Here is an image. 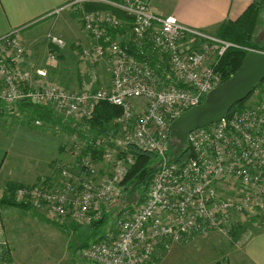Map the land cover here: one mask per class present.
<instances>
[{
    "label": "built area",
    "instance_id": "2783aa9c",
    "mask_svg": "<svg viewBox=\"0 0 264 264\" xmlns=\"http://www.w3.org/2000/svg\"><path fill=\"white\" fill-rule=\"evenodd\" d=\"M88 3L103 7L82 9V28L92 44L75 42V54L90 65L106 63L111 71L108 87L70 90L49 82L42 68H24L21 60L26 48L19 28H13L0 36V115H10L21 101L48 106L62 118L78 122L89 118L101 101L122 112L102 133L90 134L85 129L79 141L85 147L78 158L79 169L77 173L61 169L56 177L59 187H51L41 177L36 184L11 190L0 180V200L29 203L53 219L70 218L76 225H91L118 197L122 180L134 163L129 149L134 146L157 155L155 172L143 202L120 208L115 231L82 248L90 264H156L157 250L171 243H187L214 231L225 233L238 225L262 227V95L253 105L193 129L183 146L189 153L181 163L169 152L172 120L201 103L223 82L217 70L219 59L227 48L239 46L174 16L156 15L147 0H71L49 15ZM47 40L58 50L67 46L52 33ZM34 124L41 125V121ZM72 136L76 150L80 138L76 132ZM97 152L110 168L103 176H99ZM1 259L0 264H6Z\"/></svg>",
    "mask_w": 264,
    "mask_h": 264
},
{
    "label": "rangeland",
    "instance_id": "374dc122",
    "mask_svg": "<svg viewBox=\"0 0 264 264\" xmlns=\"http://www.w3.org/2000/svg\"><path fill=\"white\" fill-rule=\"evenodd\" d=\"M64 13L70 14V16L77 20L81 18L77 8L74 10H64L59 15L54 16L59 17L61 14L64 15ZM53 22L54 19L47 20L46 24H44L45 28L50 27ZM39 31L43 30L40 29ZM49 32L51 31L43 33V40L45 39V41L41 44L42 49L46 51H33L35 58H39L38 60L42 59L43 62L49 59L50 53L55 52L50 51L52 46H47L49 44L47 41V34ZM18 34L21 37V28H19ZM76 61L77 64H72L78 69L81 68L89 72L90 75L82 76V86H84L82 89H78L75 87L76 85L67 88L93 90L102 87L100 84L108 87L107 83L111 77V71L106 63L98 61L90 65L77 55ZM259 94L262 95L261 98L264 97V82L260 88H257L254 94H251L247 98L245 105H253L257 100L256 98L260 100ZM10 115L9 118L0 117L1 138L5 133H8V135L12 133L8 138H2L7 141L10 139L11 141L8 145H11L13 148L11 149L12 151H8L6 156V172L12 171V175L14 172H21V170L25 169V167H21V163L24 162L25 165H29V171L34 167L32 174L39 173L43 170L42 165L44 160L46 158L49 159L48 157H53L54 159L51 161L53 163H50V175H53V178L50 179L59 176L63 168L77 173L80 166L78 161L80 151L85 149L84 144L79 141H83L84 137L78 136L80 139H78L77 144L80 149L75 150L76 147L72 143L76 141V138L71 136V128L66 127V130L63 126L66 123L57 119L54 115L49 116L48 121L33 114L30 110L22 109L20 111L18 107ZM35 120L41 121V125H34ZM64 120L75 124L78 122L70 118H65ZM21 125H23L24 130H22ZM26 129H29L30 132H25ZM82 130L84 131L85 129L81 128L80 131ZM43 131H47L53 137L63 139L64 147L61 151L56 150V142L44 136ZM79 134L83 133L80 132ZM1 140L0 146H3ZM22 147L24 151L27 150L24 156ZM1 154L0 152V157L2 156ZM96 164L99 169V176H103L109 172V165L103 163L100 158L97 159ZM1 174L4 176L3 172ZM41 177L46 178L47 176L40 175L39 178ZM141 187L130 185L127 193L122 191V187H120L118 197L108 206L106 222L99 228L92 225H76L70 218L53 219L43 211L35 212L36 210L29 203H25L29 207H9L2 213V218L6 224L8 241L2 244L4 246L1 260L5 261L6 264H89L87 259L82 255V248L87 243L96 239L98 234H105L113 230L116 212L119 208L127 204H140L138 202L141 194L143 195L145 192L142 191ZM238 227V230L235 231L230 230L225 231V233L211 232L187 243H171L167 248L161 247L156 253V264H226L230 251H240L239 243L242 242V238L259 229L255 226L252 229L246 228L243 225H238ZM234 257L230 255L229 262Z\"/></svg>",
    "mask_w": 264,
    "mask_h": 264
},
{
    "label": "crops",
    "instance_id": "0c3cea01",
    "mask_svg": "<svg viewBox=\"0 0 264 264\" xmlns=\"http://www.w3.org/2000/svg\"><path fill=\"white\" fill-rule=\"evenodd\" d=\"M69 1L71 0H0V36L6 34L13 28H21V37L26 48V53L21 60V66L30 70H35L36 68L44 69L47 72V80L49 82L56 83L66 89H70L67 87H71L72 85H76L75 87L82 89L84 87L82 86V76H87L89 72L82 70L80 67V69H78L73 65L77 64L74 44L75 42H80V44L84 46H89L92 44V40L83 31L81 19H74L70 14L66 13H64V15L61 14L59 17L49 15L53 9ZM147 1L151 10L156 15L174 16L183 24L216 36L223 26L227 25V23H236L237 19H239L245 10H247L253 2L259 0ZM76 8L81 15L82 9L87 10V4L83 7L76 4L75 7L68 10H74ZM56 17L57 19H55ZM121 18L128 23L131 22V20L124 15ZM49 19H54V22L50 27L45 28L44 24H46ZM40 29L43 31H39ZM48 31L62 37L67 42V46L63 50H57L49 43L47 46H52V49L49 50L55 52L50 53L48 56L49 59L43 62L42 59L38 60L39 58H35L33 51H46L45 49H42L41 44L45 41V39L43 40V33H47ZM119 33L124 36L123 39L126 38V33L123 31ZM121 34L118 35L119 39L122 36ZM253 41L258 47H260V51H264V7L260 8L258 14V23L253 32ZM51 55H54L53 58ZM107 84L109 85V82ZM100 86L105 88L101 84ZM70 90L77 89L71 88ZM9 116L11 115H0V117L6 118H9ZM21 126L22 130H24L23 125ZM25 132L29 133L30 131L29 129H26ZM43 132L44 136H47L49 139L56 142V144L54 142L56 150L61 151L64 147V143L62 142L63 139L60 137H53L47 131ZM11 135L12 133L9 135L8 133H5L4 136L2 135V138H8ZM2 138L0 136V140ZM10 141V139L8 141L2 139L1 142L3 146H0V152L2 153V156L0 157V180L3 184L8 186L23 184L33 185L39 181L40 175H46V181L51 187H59L58 179H50L53 178V175H50V163H53L51 162L54 159L53 157H48L49 159L46 158L44 160L42 165L43 170L39 173L32 174L34 167L29 171V165H25L24 162L21 163V167H25V169L21 170V172H14L13 175L11 174L12 171L6 172V156L8 151H12L11 149H13L11 145H8ZM26 151L27 150L24 151L22 147L23 156ZM1 172H3L4 176ZM9 207L13 206L0 202V259L2 257L4 246L2 244L8 241L6 224L2 218V213ZM35 212H37V210ZM214 232L216 233L217 231ZM241 241L242 242L239 243L240 251H230L229 256L232 255L235 257L229 262L228 256L226 264H264V228L249 234L247 237L242 238Z\"/></svg>",
    "mask_w": 264,
    "mask_h": 264
},
{
    "label": "trees",
    "instance_id": "16d2710c",
    "mask_svg": "<svg viewBox=\"0 0 264 264\" xmlns=\"http://www.w3.org/2000/svg\"><path fill=\"white\" fill-rule=\"evenodd\" d=\"M102 7L103 6L99 4H94V3L87 4V10L102 8ZM262 7H264V0L253 2L249 6V8L245 10V12L239 17V19H237L236 23H227V25L223 26L221 30L216 34L218 37L230 41L232 43H235L239 46V47L227 48L224 54L219 59V62L217 64V70L223 75V81L228 79L238 68L248 48L260 50V47H258V45L253 41V32L258 23V14L260 8ZM114 13L117 14L118 16L121 17L123 16L121 13L117 11H114ZM263 82L264 79L261 82L257 83L255 87L252 89L249 96L251 94H254L257 88L258 87L260 88L262 86ZM249 96L247 98H249ZM258 97H261V95L259 94ZM247 98L244 101L234 105L230 113L233 112L234 110H240L241 108H244L246 106L245 103L247 101ZM18 108L20 111L22 109L30 110L33 114L42 117V119L45 118L46 120H48L49 116L54 115L57 119H60L61 121L66 123L63 124L66 130L67 128H71V136L76 132L78 136L80 135L82 137H85V135H83L85 133V130L80 131L81 128L87 129L90 134L102 133L107 129V126L110 124V122L114 118L118 117L122 112V109L120 107L109 104L105 101H101L95 106L89 118L84 119V121H80L75 124V123H71V121L68 122L64 120L61 116L57 115L48 106H43V105L41 106V105L33 104L28 101H21L20 103H18ZM80 132H82L83 134H79ZM171 141L172 142L169 145V152L173 156L174 161H176L177 163H181L189 153L188 148L181 146L174 138H172ZM129 149L134 156V163L131 165L127 174L122 180L121 183L122 191L127 193L130 185H132L133 187L142 186L141 187L142 191H146L151 181V178L155 172L157 155L155 153H150L147 151L140 150L134 146L130 147ZM99 153L100 152H97V154L95 155L97 159L100 158ZM17 186L18 185H11L9 186V188L12 190ZM144 193L143 195L141 194V198L138 203L143 202ZM0 202L10 206L29 207L25 203H18L6 198L1 199ZM125 207L132 208L133 205L127 204ZM107 214L108 212L104 211L102 217L99 220L94 221L91 225L98 228L101 227L107 220ZM117 214L118 211L116 212V216ZM243 226L252 229L251 225L249 224ZM238 228H239L238 226L235 227L233 231L238 230ZM263 228L264 225L256 231L262 230ZM112 231H115V227H113ZM105 234L103 233L98 234L96 239L101 238Z\"/></svg>",
    "mask_w": 264,
    "mask_h": 264
},
{
    "label": "water",
    "instance_id": "95a60500",
    "mask_svg": "<svg viewBox=\"0 0 264 264\" xmlns=\"http://www.w3.org/2000/svg\"><path fill=\"white\" fill-rule=\"evenodd\" d=\"M263 79L264 51L248 50L228 79L211 89L201 103L182 111L172 120L170 136L185 146L188 134L193 129L225 117Z\"/></svg>",
    "mask_w": 264,
    "mask_h": 264
}]
</instances>
